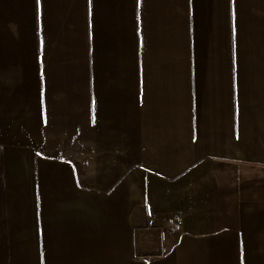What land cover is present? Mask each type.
Here are the masks:
<instances>
[{
	"label": "crops",
	"instance_id": "obj_1",
	"mask_svg": "<svg viewBox=\"0 0 264 264\" xmlns=\"http://www.w3.org/2000/svg\"><path fill=\"white\" fill-rule=\"evenodd\" d=\"M0 264H264V0H0Z\"/></svg>",
	"mask_w": 264,
	"mask_h": 264
}]
</instances>
